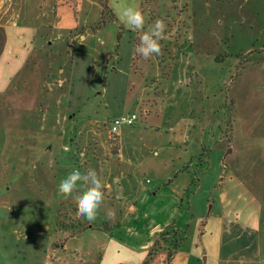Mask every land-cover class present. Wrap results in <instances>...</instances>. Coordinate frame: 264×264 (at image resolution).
I'll return each instance as SVG.
<instances>
[{
    "label": "crops",
    "instance_id": "0c3cea01",
    "mask_svg": "<svg viewBox=\"0 0 264 264\" xmlns=\"http://www.w3.org/2000/svg\"><path fill=\"white\" fill-rule=\"evenodd\" d=\"M105 3L114 19L93 31L102 0H0V104L9 109L16 102L26 126L37 128V140L28 134L23 143L36 159L39 190L45 181L57 195L59 181L73 169L97 171L105 185L101 210L114 211L118 230L129 240L112 248L108 241L99 264L108 251L123 252L124 263H141L171 223L188 225L191 235L170 264H264V0ZM125 4L144 14L143 31L158 18L165 22L161 55L144 60L135 54L143 32L120 23ZM244 56L259 67L254 122L260 136L254 128L243 147L259 144L255 150L263 152L254 167L231 171L227 157L222 159L224 143L225 155L233 154L231 138L219 121L205 119L223 99L215 97L217 87L206 84L223 70L221 64L232 69ZM47 78H62L59 103L68 116L66 142L50 152L57 164L43 177L40 104L51 105L49 125L59 111L55 92L43 99ZM96 90L94 103L79 104ZM234 100V93L223 100L230 119ZM131 113L137 114L135 124L122 126L110 143L107 121ZM76 135L86 145L81 152L68 143ZM93 234L72 237L69 247ZM163 257L159 252L150 264H163Z\"/></svg>",
    "mask_w": 264,
    "mask_h": 264
},
{
    "label": "rangeland",
    "instance_id": "374dc122",
    "mask_svg": "<svg viewBox=\"0 0 264 264\" xmlns=\"http://www.w3.org/2000/svg\"><path fill=\"white\" fill-rule=\"evenodd\" d=\"M110 21V19H107L105 23ZM97 24L91 28L93 31L97 30ZM118 30L121 31L122 28L119 27ZM116 53L117 48H115L113 54L115 55ZM221 66L223 70L217 76L208 78L206 85L218 88L215 95L218 100H224V97L229 100L231 95L233 98L234 93L235 100L231 104L234 106L233 116L231 114L230 119L222 100L219 104L220 106L213 110V114L210 111L205 119H209L207 120L209 124H213V120L219 121L221 124L220 129L224 134L230 136L233 154L225 155L227 153L225 150L227 143H224L222 144L224 153L222 159L224 161V156L227 157L226 163L231 171L235 168L239 170L245 167L248 168L252 166L251 164L254 167L259 153L263 151L255 150V148L258 150L259 144H255L253 147H243V142L252 133L254 128L257 129V134L260 136L258 127L254 122L257 121L256 118L258 117L255 99L258 98L256 96V89L258 86L259 67L251 58H245V56L239 58L232 69L230 68V63H223ZM93 80V84L99 85L95 81L96 79ZM42 85L44 92L43 99H49L52 92L56 93V101L58 102L54 106L59 110L56 112V123L49 125L46 123V118L47 114L52 113L50 112L52 108H49L51 105L49 104L48 107L44 102L40 104L41 168L43 172H47V175L43 177H47L49 171L54 169L57 164V157L50 152L61 145L63 140L66 142V137L62 138V136L66 129L65 122L68 113L60 108L59 103L64 85L62 78L53 80L47 78L43 81ZM231 86L233 87L231 88ZM98 88L101 89L100 86ZM88 96H91V98ZM88 96L86 95L81 98L79 104L86 105L91 101L94 103L96 97L100 95L96 90L93 95ZM11 97L17 100L19 96L13 93ZM212 108L209 107L208 110ZM110 120L105 124L108 126V130ZM36 129L26 126L23 112L18 110L16 102H11L9 109L6 105L0 104V264H99L103 249L108 241H111L110 248H112L116 244L125 245L126 241L129 240H125L124 233L118 230L120 227L118 219L115 217L110 220L105 218L106 210H101L95 221L88 222L87 219L77 216L74 200L72 198L62 199L58 194H54L48 182L43 181L39 190L38 170L34 166L36 159L33 156V152L29 153L27 150L28 145L23 143L24 137L28 134H32L31 141L34 140V137L37 140V134L34 135ZM109 139L110 143H112L114 139L113 135L109 134ZM68 143L73 144L74 149L79 152L83 151L84 147H86V145L83 146L84 143L77 135L75 139L72 137ZM251 145L252 143L250 142ZM31 146H35L33 142ZM74 149L73 151L76 153ZM34 154L37 153L34 152ZM76 194L74 193L73 196ZM105 204L106 201H104L103 205ZM109 208L112 209L111 207ZM61 215H64L65 221L68 223L72 221L79 222L80 228H86L82 233L93 232L95 235L79 237V240L76 241L71 249L69 247L70 244H68L69 239L72 238L69 237L71 232L69 230L59 232L54 227L55 218ZM188 215L192 216L191 213H188ZM103 225L113 228L110 234H103L97 231ZM169 225L174 224L171 223ZM182 229H185L186 242L183 243L179 251L187 247V241L191 235L188 225ZM82 233H79V235ZM98 234L104 235L107 238L103 239ZM213 237L214 234L212 240ZM157 240H159V234L155 241ZM161 245L163 244L161 243ZM211 245L214 246L213 242ZM211 245L207 247L208 250L211 253L216 252V250H212ZM64 246L67 248L65 251ZM93 247L96 249H91ZM161 247L152 257L154 258L156 254L161 252L164 256V263L166 260V246ZM149 251L150 249L147 251L144 260L139 264L145 262ZM123 254V252L119 255L112 254L108 251L105 255L104 264H127L123 262L125 259ZM202 262L201 260V264Z\"/></svg>",
    "mask_w": 264,
    "mask_h": 264
},
{
    "label": "clouds",
    "instance_id": "9594fccd",
    "mask_svg": "<svg viewBox=\"0 0 264 264\" xmlns=\"http://www.w3.org/2000/svg\"><path fill=\"white\" fill-rule=\"evenodd\" d=\"M120 23L131 30L142 31L139 36V42L135 46V54L144 60H149L153 56L162 54V45L160 41L165 38L167 25L162 19H156L147 31L145 27V16L139 10L130 4L120 6L118 12ZM83 155V154H81ZM104 182L95 169H88L81 172L79 169H73L57 185V193L62 199L72 198L76 204L77 216L93 222L102 209L105 199ZM74 193H77L73 196ZM114 211L106 210L105 218H114Z\"/></svg>",
    "mask_w": 264,
    "mask_h": 264
},
{
    "label": "trees",
    "instance_id": "16d2710c",
    "mask_svg": "<svg viewBox=\"0 0 264 264\" xmlns=\"http://www.w3.org/2000/svg\"><path fill=\"white\" fill-rule=\"evenodd\" d=\"M105 2L106 0H102V12H101L100 21L96 26L97 29L105 23V20L114 19L113 15L107 8ZM54 227L56 228V231L59 230V232L69 230L71 232L69 237H74L78 235L79 233H82V231L86 230V228H80L79 222L76 223L72 221L68 223L67 221H65L64 215L57 216L55 218ZM112 229L113 228H108L107 226L103 225L100 228H98L97 231L103 234H110ZM160 242L163 245H161ZM184 242H186L185 229L176 228L174 227V225H169L165 227L159 233V240L155 241L153 245L151 246L150 251L147 255V258L143 264H148L153 258L152 255L156 253L158 250H160L161 246H166L165 248L166 260L163 264H170L173 255L181 249Z\"/></svg>",
    "mask_w": 264,
    "mask_h": 264
},
{
    "label": "built area",
    "instance_id": "2783aa9c",
    "mask_svg": "<svg viewBox=\"0 0 264 264\" xmlns=\"http://www.w3.org/2000/svg\"><path fill=\"white\" fill-rule=\"evenodd\" d=\"M136 120V114H126L112 118L109 122V134L116 135L122 126H133Z\"/></svg>",
    "mask_w": 264,
    "mask_h": 264
}]
</instances>
